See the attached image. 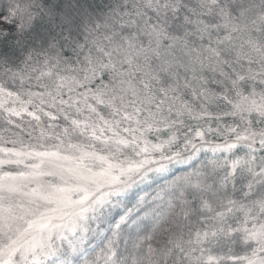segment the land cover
I'll return each instance as SVG.
<instances>
[{
  "label": "snow or ice",
  "instance_id": "snow-or-ice-1",
  "mask_svg": "<svg viewBox=\"0 0 264 264\" xmlns=\"http://www.w3.org/2000/svg\"><path fill=\"white\" fill-rule=\"evenodd\" d=\"M0 264H264V0H0Z\"/></svg>",
  "mask_w": 264,
  "mask_h": 264
}]
</instances>
